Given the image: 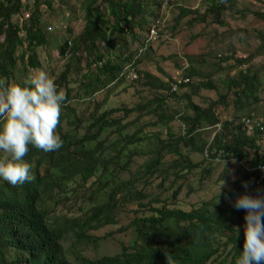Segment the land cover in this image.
Here are the masks:
<instances>
[{"label":"trees","instance_id":"trees-1","mask_svg":"<svg viewBox=\"0 0 264 264\" xmlns=\"http://www.w3.org/2000/svg\"><path fill=\"white\" fill-rule=\"evenodd\" d=\"M53 5L54 0H34L31 17L21 26L12 18L21 12L22 1H0V77L23 85L24 76L16 75L18 63L24 71L42 67L38 49L50 39L42 29L39 7L53 11ZM203 5V13L179 8L175 24L190 16L189 25L210 19L224 26L233 0H203ZM81 6V33L74 38L68 30L70 37L56 45L59 55L67 48L72 53L55 80L65 90L55 129L62 147L44 152L29 145L22 159L33 179L16 186L0 180V264H73L64 239L72 236L77 254L79 247L95 242L92 233L118 225L117 233L132 236L121 253L94 260L78 255V264H167V257L172 264H234L243 250L245 220L239 215L245 216V210H236L243 222L237 228L213 202L187 210L178 196L189 179L201 185L203 174L211 173L191 156L200 155L206 163L205 152L212 158L219 151L249 168L243 180L251 181L250 187L235 197L252 194L256 168L264 165V147L259 145L263 132L252 124L260 120L264 126V112H258L264 101V64H252L264 53V34H257L252 54L217 58L214 67L222 71V63L235 58L237 71L223 81L196 69V58L187 57L182 76L189 81L181 85L185 91L172 94L169 82L140 69L150 49L149 32L161 22L162 2L83 0ZM236 14L242 19L245 12ZM254 17L264 20V11ZM129 69L135 70L137 80L129 79ZM128 79L137 92L149 96H141L131 108L105 109ZM201 91H214L217 98L203 107L193 100ZM171 95L183 104L178 113H169L165 106ZM229 107L237 124L218 112ZM133 113L137 131L128 134L124 120ZM177 120L180 132L173 133L171 125ZM146 130L150 135L143 134ZM123 217L129 219L126 226L120 224Z\"/></svg>","mask_w":264,"mask_h":264},{"label":"rangeland","instance_id":"rangeland-1","mask_svg":"<svg viewBox=\"0 0 264 264\" xmlns=\"http://www.w3.org/2000/svg\"><path fill=\"white\" fill-rule=\"evenodd\" d=\"M22 1L32 5L29 0ZM82 1L62 0L61 2L60 0H54L53 11L46 10L43 6L39 7L43 22L42 29L50 41L44 48L38 49L42 63V67L38 70L45 71L52 79L58 76L65 64L64 60L59 58L56 45H59L62 40L67 39L70 35L77 38L84 27ZM159 1L163 3L160 11L161 22L154 27L158 32V36L148 44L150 47L149 53L140 69L163 79L165 82L171 83L175 77H178L179 73L187 68V57L188 59L195 57L196 61L193 64L195 68L203 72H213L214 78L219 81L232 77L237 71L235 58L234 60L222 63L224 71L217 70L214 67L218 61L217 58L222 59L231 57V55L252 54L258 46L257 34L259 32L264 34V20L254 17V14L264 11V0H233L231 11L226 12L223 18L224 26L212 24L209 22L210 19L202 24L194 23L192 25L191 23L189 25V21H191L190 16L182 19L179 24H175L179 8L197 10L203 13V0ZM237 11H244V18H238ZM21 20V16L12 18L13 22H17L22 26L24 23ZM48 27H51V29H47ZM68 30H71L72 33L70 34ZM252 64H259V66L264 64V53L256 57ZM35 71L37 70L28 69L24 71L22 65L18 63L16 75L18 77L24 76L22 79L26 82ZM193 83L195 84L196 81ZM131 84L129 79L126 80L125 84L120 86L108 99L105 109L124 106L131 108L140 102L141 96H149V94L141 91V89L137 92L135 88L130 86ZM219 88L220 93L225 92L221 85ZM184 91V89H180L176 94L182 95ZM103 96V94H96V98L99 100H102ZM174 97L171 95L165 100V106L169 113H178L177 111L183 108V104ZM216 98V92L214 91H201L198 97H195L193 100L195 103L206 107L209 101H214ZM263 99L264 97L261 98V100ZM218 112L222 113V116L228 117L229 120L233 118L232 107H229L225 111L219 110ZM258 112H264V101L258 104ZM242 114L246 115L245 113ZM136 115V113H133L124 120V124L128 125L125 131L128 134H133L137 131L136 125H133ZM259 118L263 120L262 117ZM146 120L147 118L144 117L142 122ZM179 123L177 120L171 125L173 133L180 132ZM143 134L150 135L147 130L143 131ZM141 135L138 134L137 137H141ZM210 139L211 137L208 140ZM259 145L264 147V132L260 136ZM130 149L131 146L127 150ZM191 158L195 163L199 164L200 169L210 168L211 173L203 174L201 185L194 179H189L188 182L184 183V187L178 196L179 201L186 206L187 210L199 208L203 203L213 202L221 210L228 212L233 220V224L238 228L243 223L240 219H243L244 216L242 214L239 215L240 219L236 217L238 215L236 210L238 209L233 207L232 201L236 198L235 192L247 190L250 187L251 181L243 180L246 166L234 161L225 160L206 164L202 163L201 156L197 154L192 155ZM141 161L140 158H136L137 164L141 163ZM190 176H194V174H190ZM221 179L225 181V184L222 186L221 193L218 196V185ZM245 183L247 184L246 188L243 186ZM128 222L129 219L123 217L120 224L126 226ZM118 226H107L92 233L94 234L95 242L79 247L77 254L72 249L74 239L69 235L63 241V247L67 252L69 260L73 264H78V255L94 260L103 256H113L121 253L122 248L128 246V240L132 236L128 233H117L116 229Z\"/></svg>","mask_w":264,"mask_h":264},{"label":"clouds","instance_id":"clouds-1","mask_svg":"<svg viewBox=\"0 0 264 264\" xmlns=\"http://www.w3.org/2000/svg\"><path fill=\"white\" fill-rule=\"evenodd\" d=\"M29 1H32L33 7L22 1L21 12L29 10L31 17L34 0ZM26 7L29 9H25ZM21 12L17 17H22ZM29 19L23 20L22 17L21 21L25 23ZM47 29L50 30L51 27ZM71 55L72 53L67 48L62 55H59V58L61 57V60L67 64ZM77 56H80V53H77ZM55 80L56 77L52 79L48 73L40 70L31 74L23 85L10 83L0 77V152L5 154V158L0 159V180L12 186L33 179L30 174V165L22 159L27 154L29 145L44 152H54L62 147V139L55 134V129L65 101V90L56 85ZM243 120L245 121L244 118L241 121ZM231 121L236 124L239 122V120ZM255 121L259 123V127L255 125L254 127L264 132L262 121ZM219 128L220 124L216 126L217 130ZM248 130H250L249 127ZM204 157L207 164L221 160L234 161L246 166V171H249L244 161L226 159L227 154L222 151L212 158L205 152ZM255 179L256 177L253 180L251 193L255 189ZM224 184L225 181L221 179L218 185V196ZM243 186L246 188L247 184ZM232 205L238 210H245L243 250L235 258L234 264H264V222H262L264 220V195L241 194L232 201ZM236 235L238 236V231ZM167 264H172L171 257H167Z\"/></svg>","mask_w":264,"mask_h":264},{"label":"built area","instance_id":"built-area-1","mask_svg":"<svg viewBox=\"0 0 264 264\" xmlns=\"http://www.w3.org/2000/svg\"><path fill=\"white\" fill-rule=\"evenodd\" d=\"M32 3V1H31ZM31 7H33V5H31ZM21 15L23 17V20H27L30 18V11H22ZM158 36V32L157 30H155V28H152L149 32V36H148V42H151L153 40H155ZM183 72L179 73L177 76L174 78V81L171 84V93H176L178 92V90L180 89L181 85L183 83H187L189 80H184V77L182 76ZM129 79L131 80H137L138 76L137 73L135 72L134 69H131L129 71ZM242 122H244L247 127H249L250 130H252L253 126L250 124V122L248 120H243ZM253 125H255L256 127H259V123L254 121L252 123ZM255 189L253 191V193L251 194V196H257V195H264V191L262 190V186H264V165L258 166L256 169V179H255Z\"/></svg>","mask_w":264,"mask_h":264}]
</instances>
